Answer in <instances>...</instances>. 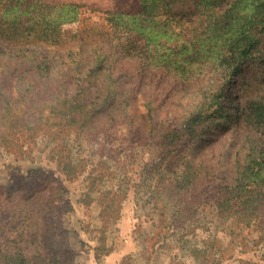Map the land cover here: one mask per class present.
Segmentation results:
<instances>
[{
	"label": "rangeland",
	"instance_id": "rangeland-1",
	"mask_svg": "<svg viewBox=\"0 0 264 264\" xmlns=\"http://www.w3.org/2000/svg\"><path fill=\"white\" fill-rule=\"evenodd\" d=\"M15 1L44 4L38 14L54 17H67V8L79 5V23L116 14L123 25L139 13L141 0ZM79 23L61 29L65 45ZM114 32L124 55L141 52L152 69L164 72L165 83L151 88L160 103L157 120L139 122L146 109L138 92V123L131 129L113 123L97 137L67 126L26 135L11 129L0 141V254L22 248L32 264H50L41 244L49 220L54 245L68 252L58 264H107L121 248L126 254L116 264H264V166L250 182L240 180L264 144V126L256 124L264 74L250 66L248 84L230 89L225 111L195 124L190 140L185 134L171 143L169 132L184 127L210 95L214 77L202 73L207 56L192 52L168 64L165 47L137 31ZM173 70L175 81L167 73ZM236 95L242 96L240 109ZM26 118L34 125L32 113ZM249 195L260 201L252 213L242 205ZM59 228L71 231L65 243Z\"/></svg>",
	"mask_w": 264,
	"mask_h": 264
},
{
	"label": "trees",
	"instance_id": "trees-1",
	"mask_svg": "<svg viewBox=\"0 0 264 264\" xmlns=\"http://www.w3.org/2000/svg\"><path fill=\"white\" fill-rule=\"evenodd\" d=\"M194 1L141 0L139 13L125 19L123 25L116 14L108 13L100 17L102 23L85 25V21L79 23V5L69 6L67 17H54L38 14L47 8L44 4L0 0V6L6 9L0 15V141L7 140L11 129L26 135L67 126L94 137L106 133L113 123L131 129L138 123L133 118L137 114L138 92L146 109L139 122L154 124L160 103L151 88L153 83L163 82L164 72L152 69L141 52L124 55L114 40L116 29L139 32L145 40L165 47L167 56L163 59L168 64L182 57L187 60L192 52L207 56L208 69L202 73L214 77L210 95L201 101L198 113L187 119L184 127L176 124L167 136L171 143L185 134L189 138L195 124L226 110L227 102L233 98L230 89L248 84L250 66L255 65L258 73L264 74V0ZM19 2L28 5L24 8L16 4ZM185 5L191 7L184 8ZM16 9L19 13L8 15ZM73 23L81 25L65 45L60 31ZM148 35L154 36L151 39ZM172 72L173 76L167 73L175 81L178 72ZM240 99L242 96L236 95L233 101L238 109L242 107ZM256 111V124L263 127L264 103ZM29 113L34 115V125L26 118ZM247 123L255 127L252 121ZM259 146L242 173V183L250 182L264 166V144L262 149ZM258 200L247 196L243 208L256 211ZM44 223L41 244L50 264H58L68 252L54 245L52 222ZM59 229L61 242L65 243L71 231ZM0 264L32 261L18 248L0 254Z\"/></svg>",
	"mask_w": 264,
	"mask_h": 264
},
{
	"label": "crops",
	"instance_id": "crops-1",
	"mask_svg": "<svg viewBox=\"0 0 264 264\" xmlns=\"http://www.w3.org/2000/svg\"><path fill=\"white\" fill-rule=\"evenodd\" d=\"M126 253H123V249L121 248V250L119 252H115V254H110V256L107 257V261L109 264V262L115 261L114 264H116V260L121 261L124 257H125ZM115 258V259H114Z\"/></svg>",
	"mask_w": 264,
	"mask_h": 264
}]
</instances>
